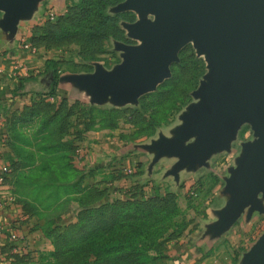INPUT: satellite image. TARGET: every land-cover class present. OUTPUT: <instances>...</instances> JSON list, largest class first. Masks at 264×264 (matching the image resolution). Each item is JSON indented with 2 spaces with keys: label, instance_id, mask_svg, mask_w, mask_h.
I'll use <instances>...</instances> for the list:
<instances>
[{
  "label": "rangeland",
  "instance_id": "rangeland-1",
  "mask_svg": "<svg viewBox=\"0 0 264 264\" xmlns=\"http://www.w3.org/2000/svg\"><path fill=\"white\" fill-rule=\"evenodd\" d=\"M124 1L38 0L20 19L27 49L57 85L52 96L45 90L9 107L0 123V169L12 202L6 215L30 242L14 251L5 238L0 262L242 264L264 235L262 193L260 210L246 207L228 226L215 224L230 169L255 139L248 122L229 149L175 173L179 158L152 147L177 137L207 81L208 61L193 42L180 48L167 77L126 102L97 101L69 80L113 72L124 60L120 46L140 43L127 28L140 16L118 9Z\"/></svg>",
  "mask_w": 264,
  "mask_h": 264
},
{
  "label": "water",
  "instance_id": "water-1",
  "mask_svg": "<svg viewBox=\"0 0 264 264\" xmlns=\"http://www.w3.org/2000/svg\"><path fill=\"white\" fill-rule=\"evenodd\" d=\"M38 0H0L1 23L14 31ZM118 9L136 11L140 19L127 24L136 45H121L123 62L113 72L97 71L71 76L70 81L94 95L97 101L113 96L126 102L151 90L169 74V65L188 42L205 54L207 81L194 92L198 103L185 114L177 137L152 147L158 155L179 159L172 172L205 164L215 151L229 149L239 126L248 122L255 139L243 144L223 189L227 196L215 223L217 229L232 223L244 208L261 209L264 196V0H125ZM153 19H146V14ZM194 136L188 144L183 139ZM242 264H264V235Z\"/></svg>",
  "mask_w": 264,
  "mask_h": 264
},
{
  "label": "crops",
  "instance_id": "crops-1",
  "mask_svg": "<svg viewBox=\"0 0 264 264\" xmlns=\"http://www.w3.org/2000/svg\"><path fill=\"white\" fill-rule=\"evenodd\" d=\"M3 12L0 11V123L4 111L12 105H19L21 100L29 99L32 95L47 91L52 85V75L46 68L44 61L23 47L22 21H18L14 31L6 30L1 19ZM0 146V165L4 157ZM19 222H9L6 209L0 216V247L4 245L8 229H13L20 235ZM22 236V235H21ZM25 245H29V237L24 236ZM0 264H5L0 262ZM177 264H199L177 262Z\"/></svg>",
  "mask_w": 264,
  "mask_h": 264
},
{
  "label": "built area",
  "instance_id": "built-area-1",
  "mask_svg": "<svg viewBox=\"0 0 264 264\" xmlns=\"http://www.w3.org/2000/svg\"><path fill=\"white\" fill-rule=\"evenodd\" d=\"M23 47L27 49L28 45L25 43V38L22 40ZM9 188L6 183V174L3 169H0V216L4 212V210L7 208L8 204H12L10 201V198L6 196L9 194ZM7 239L13 243V250L17 251L20 249V247H25V238L21 235H19L16 231L13 229H8L7 231ZM21 243V245H20Z\"/></svg>",
  "mask_w": 264,
  "mask_h": 264
},
{
  "label": "trees",
  "instance_id": "trees-1",
  "mask_svg": "<svg viewBox=\"0 0 264 264\" xmlns=\"http://www.w3.org/2000/svg\"><path fill=\"white\" fill-rule=\"evenodd\" d=\"M56 85H57V82H56V80H54V82L52 83V85L50 87V90H47L46 93H48L51 96L54 95V88H55ZM11 247H12V245H11Z\"/></svg>",
  "mask_w": 264,
  "mask_h": 264
}]
</instances>
